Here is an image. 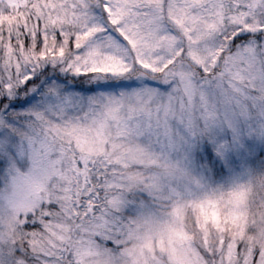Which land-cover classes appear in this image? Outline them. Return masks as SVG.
Returning a JSON list of instances; mask_svg holds the SVG:
<instances>
[{
	"label": "snow or ice",
	"instance_id": "6c2138e0",
	"mask_svg": "<svg viewBox=\"0 0 264 264\" xmlns=\"http://www.w3.org/2000/svg\"><path fill=\"white\" fill-rule=\"evenodd\" d=\"M0 264H264V0H0Z\"/></svg>",
	"mask_w": 264,
	"mask_h": 264
}]
</instances>
